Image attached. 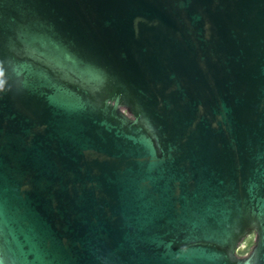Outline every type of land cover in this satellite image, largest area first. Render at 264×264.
Returning <instances> with one entry per match:
<instances>
[{
  "label": "water",
  "instance_id": "water-1",
  "mask_svg": "<svg viewBox=\"0 0 264 264\" xmlns=\"http://www.w3.org/2000/svg\"><path fill=\"white\" fill-rule=\"evenodd\" d=\"M0 264H264V0H0Z\"/></svg>",
  "mask_w": 264,
  "mask_h": 264
},
{
  "label": "trees",
  "instance_id": "trees-1",
  "mask_svg": "<svg viewBox=\"0 0 264 264\" xmlns=\"http://www.w3.org/2000/svg\"><path fill=\"white\" fill-rule=\"evenodd\" d=\"M254 244V233L250 232L247 236H245L241 242L239 243L236 254L238 256H245L249 253L251 247Z\"/></svg>",
  "mask_w": 264,
  "mask_h": 264
}]
</instances>
